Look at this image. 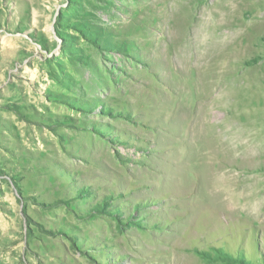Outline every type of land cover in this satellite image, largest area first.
<instances>
[{"label":"rangeland","instance_id":"374dc122","mask_svg":"<svg viewBox=\"0 0 264 264\" xmlns=\"http://www.w3.org/2000/svg\"><path fill=\"white\" fill-rule=\"evenodd\" d=\"M0 264H264V0H0Z\"/></svg>","mask_w":264,"mask_h":264},{"label":"bare ground","instance_id":"6f19581e","mask_svg":"<svg viewBox=\"0 0 264 264\" xmlns=\"http://www.w3.org/2000/svg\"><path fill=\"white\" fill-rule=\"evenodd\" d=\"M193 4V3H192ZM186 7H188V6H186ZM192 7H194V6H192ZM200 7V6H199ZM198 7V8H199ZM198 8H196L195 9V11H194V16L195 15H197V16H201L202 14H203V10H200V11H198L199 9ZM202 8V7H201ZM203 9V8H202ZM170 11V10H169ZM186 11V10H185ZM206 11V10H205ZM201 12V13H200ZM206 13V12H205ZM214 13H216V12H214ZM250 13V12H249ZM212 15V14H211ZM215 15V14H214ZM220 15V14H219ZM240 15H242V14H240ZM227 16V15H226ZM243 16H244V14H243ZM189 17H191V15L189 14ZM215 17V16H214ZM192 18V17H191ZM194 18H196V16L194 17ZM242 21V20H241ZM199 54V53H198ZM196 58H197V60H196V66H195V68H194V70L192 71V72H194V73H196L197 72V68L198 69H200V71H199V75H198V79L200 80L199 82L201 83V80L203 79V73H201V56H199V55H197L196 56ZM186 60V59H185ZM190 61H191V59H190ZM184 62H186V61H184ZM182 63V65H178V64H176L175 66V69L173 70V68H172V70L173 71H175L174 73H176L177 74V76H179V77H181V78H184L185 76H187V73H188V67H187V65H185V63ZM179 63V62H178ZM186 64H188V62L186 63ZM168 66V65H167ZM173 66V65H172ZM190 68V67H189ZM191 70V69H190ZM190 70H189V72H190ZM166 71H168V69L166 70ZM170 74V73H169ZM173 74V73H172ZM174 75V74H173ZM197 76V75H196ZM195 76V77H196ZM189 77H190V75H189ZM166 78V77H165ZM197 78V77H196ZM196 80V79H195ZM194 81V80H193ZM199 84V83H198ZM181 88V87H180ZM178 90V89H177ZM181 90V89H180ZM199 90V89H198ZM194 91V90H193ZM216 91V90H215ZM179 92V91H178ZM182 92L184 93V90L182 89ZM185 92H186V90H185ZM189 93V92H188ZM199 93V92H198ZM200 94V93H199ZM187 96V95H186ZM186 96H179L180 98L179 99H186ZM197 98V102L199 103L201 100H203L204 98H203V96H199V97H196ZM197 118V117H196ZM198 118H199V116H198ZM212 151V150H211ZM212 152H214V151H212ZM210 155H212V154H210ZM206 166H207V164H206ZM208 167V166H207ZM209 169V168H208ZM210 175L212 176V182L214 183V184H216V183H218L219 181H220V179L218 178V176L220 175V171L217 169V167H215V168H211V170H210Z\"/></svg>","mask_w":264,"mask_h":264}]
</instances>
